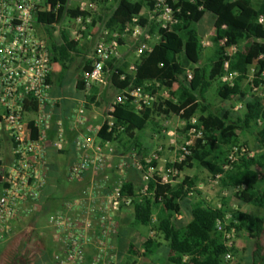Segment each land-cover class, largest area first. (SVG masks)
<instances>
[{"label":"built area","instance_id":"obj_1","mask_svg":"<svg viewBox=\"0 0 264 264\" xmlns=\"http://www.w3.org/2000/svg\"><path fill=\"white\" fill-rule=\"evenodd\" d=\"M45 0H0V241L9 238L15 224L26 218L38 219L41 214L40 197L47 183L46 134L51 121L50 105L51 84L49 76L53 67V50L45 38V25L37 21V14L45 10ZM176 1V0H174ZM151 7H143L119 31L109 33L104 30L94 42L89 56L90 69L83 74L84 89L88 92L93 86L104 87L108 83L109 62L121 58L119 38L133 40L136 58L152 46L147 43V25L140 22L145 16L148 24L153 23L158 29L169 28L177 22L174 11L166 0H152ZM80 10L95 8L94 2H79ZM78 28L69 30V39L81 43L89 41L91 35V18L78 17ZM256 23L264 27V13L256 16ZM159 38V35H158ZM264 42V38L257 39ZM220 43H224L222 40ZM202 46L210 45L204 39ZM224 45V44H223ZM229 57L235 46L227 47ZM264 59L263 55L258 57ZM135 70V63L128 66ZM224 72L220 76L221 84L233 86L238 76L229 70V60L223 63ZM192 78L191 69L185 71L183 79ZM123 79V75H118ZM159 86L158 83H154ZM151 85V83L146 84ZM241 92L228 99L229 108L239 113L246 110V104L253 98L264 103V67L249 65L241 81ZM168 99V89L145 90L142 86L129 87L117 94L106 108L104 123L107 131L116 134L122 126L116 125L112 117L115 106L129 100L136 113L151 107L158 98ZM78 122L85 121L84 106L76 110ZM262 125V119H258ZM189 129L179 143V133L174 128L162 129L166 137V146L158 144L150 153L139 158L134 150L120 156L118 162H112L116 154L115 139H99L85 135L77 137L74 142L76 155L65 167L68 182H80L89 174L87 185L80 196L64 203L61 209L45 212V222L52 229L56 243L54 250L46 255L43 264H119L116 250L110 242L111 234L116 232L117 224L114 214L117 210L133 207L135 196L124 193L125 172L128 168L138 172L140 184L136 194H152L149 184L152 178L162 185L175 186L180 177L178 164L190 154L189 146L195 138L202 137V127H198L197 116L191 117ZM184 121V127H185ZM61 125V120L57 121ZM114 131V132H113ZM258 152H264V138ZM65 140L60 132L53 146L57 150L64 148ZM172 148L174 156L163 160L165 148ZM255 152L244 142L231 144L221 165L222 172L214 174L211 179L219 185L222 196L234 195L246 188L245 183L231 186L220 183L223 172L229 171L242 158L252 157ZM129 159V160H128ZM115 167L119 176L109 181L107 170ZM194 190L190 189L189 194ZM155 221V216H152ZM238 221L230 211L217 219L215 229L222 234L225 247L223 260L228 263L233 259L231 249L235 244ZM94 248L88 257L86 249ZM135 264V263H130ZM188 264H191L188 262Z\"/></svg>","mask_w":264,"mask_h":264},{"label":"trees","instance_id":"obj_2","mask_svg":"<svg viewBox=\"0 0 264 264\" xmlns=\"http://www.w3.org/2000/svg\"><path fill=\"white\" fill-rule=\"evenodd\" d=\"M68 1L45 0V10L38 12L37 21L46 26H53L58 24L65 14L70 18L83 19L92 15L90 10L68 6ZM166 1L173 9L177 22L169 28H157L159 40L152 45L150 51H144L135 59V70H129L127 64H123L122 69L115 66L112 77L118 80L116 85L120 91L137 86H142L148 91L163 87L168 89L169 98L159 97L152 107L138 113L134 111L129 100L116 105L112 117L116 125L122 126V130L114 138L112 132L107 131V124L103 123L97 137L102 140H117L122 136L135 139V132L144 130L152 122L153 114L165 118L176 115L185 121L184 130L187 131L191 117L196 115L199 123L197 128L202 127V137L193 140L188 147L190 154L181 165L191 168L193 162H197L212 177L222 172L221 165L226 154L223 159L221 158L225 150L227 153L231 144L244 142L240 141L242 132L257 127L258 141L262 142L264 138V103L260 99L253 98L248 101L243 114L235 113L226 107L214 113L206 99L208 90L216 82L218 96L228 100L241 92L240 84L249 65L256 63L260 68L264 67V59L258 58L260 55L264 57V42L257 40L264 38V27L256 23V16L264 13V0ZM152 3V0H112L113 9L104 21L105 29L110 34L119 31L134 15H138L143 7H151ZM206 13L210 14L215 29V34L211 37L213 43L218 44L224 40L225 47L235 46L236 50L229 57L225 52L215 50L207 62L197 64L204 49L201 44L204 34L196 29L194 24L200 23ZM140 22L143 25L148 24L144 15L140 17ZM93 23L92 19L90 26ZM62 34L64 45L55 49L64 55L67 48H74L77 43L70 40L66 33ZM124 40L130 45L133 44L130 38H119L120 44ZM226 59L229 60V70L238 73L233 86L221 84L219 81L224 72L223 63ZM112 63L114 62L107 65L110 66ZM89 69L90 65L85 71ZM187 69H191L192 78L185 81L183 77ZM118 75H123V79H118ZM148 83L151 85L147 86ZM154 83H158L159 86L156 87ZM258 119H262L261 126L258 125ZM221 145L225 146L224 149L221 148L220 154L215 155L214 149ZM254 165L264 168V152L242 158L231 170L223 172L220 183L227 186L245 183L246 188L234 196L243 203L264 207V189L260 191L249 184L256 177L255 170L252 169ZM182 186L162 185L153 177L149 184V191L152 194L139 195L134 193L132 186L125 185L124 193L135 196L134 222L150 225L151 231L160 234L171 250L187 255L191 264H227L223 260L225 247L222 245V234L215 229L216 220L230 211L238 221L236 225L238 232L245 228L244 222L249 216L238 210L227 209L224 203L220 207L197 204L192 207V219L188 223L179 224L172 221L170 215L179 211L178 200H182L187 193ZM153 215L155 221H152ZM261 231L256 228L258 235ZM152 243L153 239L148 237L143 244L145 253L150 252ZM14 257L19 264H28L27 259L19 253H15Z\"/></svg>","mask_w":264,"mask_h":264},{"label":"crops","instance_id":"obj_3","mask_svg":"<svg viewBox=\"0 0 264 264\" xmlns=\"http://www.w3.org/2000/svg\"><path fill=\"white\" fill-rule=\"evenodd\" d=\"M102 2L107 4V1L103 0ZM70 4L71 0L68 1V6H70ZM75 6H79V3ZM95 6H97V4H95ZM89 17L94 21L90 26L91 39L89 41L84 40L81 43H77L74 48H67L64 55L59 53L55 54L52 71L49 76L51 84L50 93L53 103L49 107L52 115L51 121L45 130L47 142L45 152L48 165V176L44 188L45 192L43 189L40 197L41 206L42 209L45 207V212L61 209L66 201L80 196L81 190L87 185L89 174L80 182H68L66 180L72 187L67 190L64 198H59L52 193V187L60 183L61 180L59 171L63 170L65 172L66 165L77 153L74 140L82 135L94 137L96 141L100 139L97 137V132L104 123L106 108L110 102L107 101L103 106L98 103L105 86H93L88 92L84 89L83 74L87 66L90 65L89 56L92 52L93 44L102 35L103 31L106 30L104 24L101 25L103 19L100 12L98 15H90ZM64 18H67V21H64V23H78V17L70 18L65 14L62 20ZM209 23L212 24L211 18L209 19ZM56 25L57 24L53 26L45 25V38L53 50H55V47L64 45L62 32L69 36L70 30L69 26L66 25L65 28H62L63 30L61 33L58 34L59 36H57V30L55 29ZM204 28V26L200 27V32L203 34L205 31ZM146 31H150L149 26L146 27ZM132 46L133 45L128 44L125 40L122 42L120 46L121 58L110 64V70H113L115 66L122 69L123 64L129 66L135 61L136 56ZM120 60L122 61L121 64L116 65ZM71 68L76 69L78 74L72 84L65 83L63 81L64 76L62 72ZM55 80L58 81L59 84L58 90L54 89ZM68 88H70V93L64 94L63 90ZM111 92L119 94L121 91L118 87L117 91L111 90ZM81 105L84 106L85 121L83 123L78 122L76 119V110ZM92 109L93 111H91ZM171 116L165 118L153 114L152 122L148 124L152 125L147 133H144V130H142V136H140L137 133L138 131H136L135 139H130L125 136L117 139L115 141L116 154L112 162L116 164L120 156L127 155L128 152L132 150L138 153L139 158H143L158 144L166 146V141H162L158 139V137L162 135V129L171 128V122L173 123V120H170ZM58 120H61L60 126L57 125ZM148 125L146 127H148ZM60 132L65 140V145L63 149L57 150L56 147L53 146V142L58 138ZM164 137L165 136H163V138ZM254 145L258 146L257 142H254ZM257 153L258 152L255 154ZM171 154L174 156V150L166 147L162 153L163 160L173 157ZM225 154L226 150L221 159L224 158ZM62 155L67 157V159H64L65 161L60 158ZM252 169L255 170L256 177L252 179L249 184L262 191L264 189V168L254 165ZM107 173L110 182H113L119 176V171L115 167L108 169ZM200 173L201 175L195 172H184L181 183L183 189L185 192L187 191V193L182 200H178L180 203L179 211L170 215L171 220L179 224H186L192 219L191 210L193 206L204 204L212 207H220L224 203L227 209L238 210L242 214L249 216L244 222L245 228H241L236 234L235 244L231 249L233 259L227 264H264V207L243 203L234 195L222 196L217 184L212 181L211 175L207 170L203 168L200 170ZM124 178L126 185L132 186L134 193H137L140 184L138 172L128 168ZM190 189L194 190V193L191 195L189 194ZM41 218L45 220L44 215H42ZM41 218L34 219L33 222L41 223ZM114 219L117 224V229L115 233L111 234L110 242L118 254L119 264H179V262H188L189 257L187 255L171 250L167 241H165L160 234L156 231H151L150 225L136 224L134 222L133 207L117 210L114 214ZM22 224L23 220L15 224L13 233L18 234L17 242L20 239V226ZM255 225L257 226V230H262L259 235L256 233ZM148 237L153 239V243L150 252L145 253L143 244ZM222 245L224 246L223 241ZM93 253L94 248L88 246L86 249L87 256L90 257ZM44 260L45 255L33 262L29 261L28 264H43ZM14 262L15 264H19L16 258H14ZM2 264H5V262Z\"/></svg>","mask_w":264,"mask_h":264},{"label":"rangeland","instance_id":"obj_4","mask_svg":"<svg viewBox=\"0 0 264 264\" xmlns=\"http://www.w3.org/2000/svg\"><path fill=\"white\" fill-rule=\"evenodd\" d=\"M80 1L86 2L87 4L89 2L97 3V6H95L96 9L93 8V9H90V11L92 15H95V14L98 15L99 12L101 13L102 19H103L101 21V25L104 24V20H106L107 16L111 13V10L113 9L112 0H108L107 4H105L104 2H99V0H95V1L94 0H71L70 6H75ZM210 18H211L210 14L206 13L203 20L200 23L194 24V27L198 29L199 31H200L201 26L205 27L203 39L210 43V45L204 46L201 60L197 64H204L205 62H207L208 57H210L215 52V50H219L222 53L228 50V48L225 47L222 43H218V44L213 43L211 37L214 36L215 29L213 28L212 24L209 23ZM66 19L67 18H64L59 24L55 26V29L57 30V36H59L58 34L61 33V31L63 30L62 28H65L66 25H68L70 29L78 28L79 23H73V24L72 23L70 24L68 22L64 23V21H67ZM147 26L150 27V31L149 32L147 31L148 37L146 41L149 44V46H152L159 40L158 39V35H159L158 29L151 22L147 24ZM132 49H133V46H132ZM121 62L122 61L120 60L118 63H116V65L121 64ZM62 73L64 76L63 81L65 83L72 84L76 75L78 74V71L76 69L71 68V69L64 70ZM117 82L118 80L112 77V71H110V73L108 74V83L105 86L103 94H101L99 101H98V103L101 106H103L107 101H111L117 95L116 92L115 93L111 92V90L117 91V88H118L116 85ZM216 86H217V83L214 82L212 87L208 90L206 94L207 103L209 104L210 110L214 113L218 112L220 108L222 107L229 108L228 100H224L220 96H218L216 92ZM54 89H57V90L59 89V84H58V81L56 80H55ZM63 93L64 94L70 93V88L63 90ZM91 111H93V109ZM243 113L244 111H241L238 114H243ZM170 120H173V123L171 122V128H174L178 131L179 143H182L184 139L183 137L184 133L186 132L184 130V121L180 117H177L174 115L170 117ZM151 125H148V127L144 129V133H147ZM257 130H258L257 127H252L240 134V141H244L246 144H248L255 153L258 152V150L260 149V145H261L260 142L258 141ZM137 133L138 135L142 136V131H138ZM163 136L165 135L164 134L159 135L158 139H161L162 141H166V137L163 138ZM80 137H84V135ZM254 142H257V145L259 147L255 146ZM224 147H225L224 145H221L220 147H216L214 149V154L215 155L220 154L219 151L224 149ZM171 155L173 156V154ZM60 158H62L63 160L67 159L65 155L60 156ZM202 169L203 168L197 162H193L192 168H188V169L186 166H183L180 164L179 165L180 177H179L177 185H180V184L182 185L181 180L184 177V172H195L198 175H201L200 170ZM59 174L61 176L60 183L52 187L53 188L52 193L59 198H64V196L67 193V190L71 189L72 186L66 181L65 172L63 170H60ZM217 186L219 188V185ZM44 192H45V189H44ZM40 213L41 214L39 215L38 218H41L42 215L45 214V207L41 209ZM33 220L34 218H31V217L23 220V224L20 226L21 231H20V239L18 240V242H17L18 234L16 233H13L9 238L0 241V264L4 262L5 264H15L14 262L15 253H19L20 255L24 256L27 259V262L29 263V261L33 262L34 260H37L43 257V255H45V258H46V254L49 255L54 250L55 248L54 246L56 245V243L54 242L55 236L51 228L45 224L44 218L41 220L42 221L41 223H34Z\"/></svg>","mask_w":264,"mask_h":264},{"label":"water","instance_id":"obj_5","mask_svg":"<svg viewBox=\"0 0 264 264\" xmlns=\"http://www.w3.org/2000/svg\"><path fill=\"white\" fill-rule=\"evenodd\" d=\"M0 177H1V173H0Z\"/></svg>","mask_w":264,"mask_h":264}]
</instances>
